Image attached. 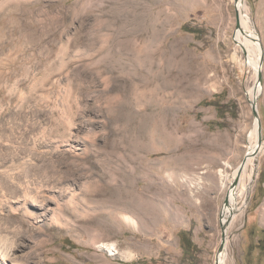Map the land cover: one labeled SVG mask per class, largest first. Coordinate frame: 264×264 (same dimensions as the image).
Wrapping results in <instances>:
<instances>
[{
	"label": "rangeland",
	"instance_id": "obj_1",
	"mask_svg": "<svg viewBox=\"0 0 264 264\" xmlns=\"http://www.w3.org/2000/svg\"><path fill=\"white\" fill-rule=\"evenodd\" d=\"M246 2L257 75L227 57L240 0H0V264H214L222 227L224 264H264V150L220 221L251 91L264 142Z\"/></svg>",
	"mask_w": 264,
	"mask_h": 264
},
{
	"label": "bare ground",
	"instance_id": "obj_2",
	"mask_svg": "<svg viewBox=\"0 0 264 264\" xmlns=\"http://www.w3.org/2000/svg\"><path fill=\"white\" fill-rule=\"evenodd\" d=\"M233 1L238 3L239 0ZM237 21L239 28L234 32V34L231 35L230 38V40H232L234 44L233 52L230 54V56L227 57H229V60L231 61L230 63L234 62L239 66L250 67L257 75L259 69L258 64L260 59L261 46L259 41L255 40L253 37H257V35L254 32L253 22L250 17L249 6L246 0H240V5L237 6ZM203 72L204 74H206V71ZM204 74H202L203 77L206 80H209L213 78L215 79V74L217 73L212 74L209 77L205 76ZM249 101L250 104H255L252 91L249 93ZM257 126L258 118L254 116L253 125L250 129V135L248 139L247 152L245 153V161L241 168H239V166L235 168V170L230 175L228 184H226V204L223 205L220 211L221 224H225L230 216L234 217L235 211L241 212L244 204H246L245 200L251 189L253 177L255 176L257 171L256 156L259 152H262L264 150V142H262V144L259 146L257 144ZM100 247L108 250L112 254L117 252L113 244L102 243L100 244ZM226 257L227 252L224 247L221 251H219L215 260H217L219 264H224L226 262Z\"/></svg>",
	"mask_w": 264,
	"mask_h": 264
},
{
	"label": "trees",
	"instance_id": "obj_3",
	"mask_svg": "<svg viewBox=\"0 0 264 264\" xmlns=\"http://www.w3.org/2000/svg\"><path fill=\"white\" fill-rule=\"evenodd\" d=\"M206 104H212L215 105L216 111L218 113V116H222L223 111L221 110V105L218 104L215 100H208L205 102ZM221 125V124H219ZM180 240L181 244H184L186 247L184 248V252L186 253V250H191V252L196 249V244L192 241L191 236H190V231H181L180 232ZM128 264V263H127Z\"/></svg>",
	"mask_w": 264,
	"mask_h": 264
},
{
	"label": "water",
	"instance_id": "obj_4",
	"mask_svg": "<svg viewBox=\"0 0 264 264\" xmlns=\"http://www.w3.org/2000/svg\"><path fill=\"white\" fill-rule=\"evenodd\" d=\"M255 30V29H254ZM255 40H258V38L256 36H253ZM258 77H260V74L258 75ZM252 111H253V115L255 117L258 118V126H257V130H258V146L262 144V132H261V121L259 120V114L257 112V109L255 107V104L252 105ZM245 159L240 163L239 168L242 167L243 163H244ZM225 241H226V236H225V228L222 227V235H221V243L219 245L218 251H221L224 247H225ZM214 264H219L217 260H215Z\"/></svg>",
	"mask_w": 264,
	"mask_h": 264
}]
</instances>
